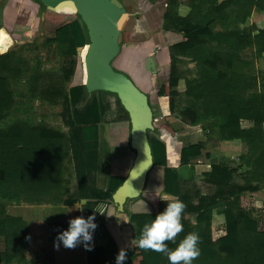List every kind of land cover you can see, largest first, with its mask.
Returning <instances> with one entry per match:
<instances>
[{"label": "trees", "instance_id": "1", "mask_svg": "<svg viewBox=\"0 0 264 264\" xmlns=\"http://www.w3.org/2000/svg\"><path fill=\"white\" fill-rule=\"evenodd\" d=\"M166 1L162 32L170 53V66L168 78L157 91L158 98L167 97L170 113L177 111L186 125L196 126L205 121L210 136L215 135L219 140H241L246 146L236 166L224 162L193 163L190 178L176 177L171 168L166 169L165 190L174 193L186 205L181 221L184 230L176 241L178 243L189 232L199 234L200 256L193 264H264V229H259L257 220L239 203L242 192L254 190L258 183L264 182V67L258 83L254 65V59L264 61V30L251 25L240 27L254 7L264 10V0H183L190 7L185 16L177 12L182 0ZM78 38L70 23L57 26L52 35L45 38L43 45L56 46L62 53L60 66L53 70L38 64L31 66L25 54L0 55L2 264H84L80 243L70 249L57 240L58 233L67 229L71 218L82 216L75 202L88 196L84 153L96 152L94 189H105V196L112 200L115 189L123 181L114 183V177L105 174L108 157L105 125L102 122L78 125L72 114L80 94L74 96L72 108L66 82L74 74ZM248 50L250 56L246 57ZM188 62L197 66V76H188L184 68ZM13 87L21 88L18 94L24 99L29 97L31 101L38 99L41 103L60 105L63 128L40 117L18 116L20 107L16 105ZM117 103L119 118L129 119L118 99ZM244 120L249 123L247 127L242 125ZM159 129L175 135L167 120L157 124L153 121L152 130ZM148 139L153 163L157 156L154 144L165 160V144L156 139L152 143L149 133ZM203 149V141L183 145L180 163H189V157L202 154ZM72 172L75 184L69 189ZM198 174L204 176L212 192L203 193L192 183ZM43 201L48 205H38ZM6 202L28 205L8 207ZM166 203V200L156 199L154 211L161 212ZM214 210L224 216L226 227V234L216 239L210 229ZM145 217L132 216L137 240L144 224L150 223V217ZM31 220L47 224L50 243L26 258ZM136 241L124 264H158L159 254L140 249ZM54 243H59V248L54 247ZM167 244L170 249L176 247V243ZM165 264H169L168 258Z\"/></svg>", "mask_w": 264, "mask_h": 264}, {"label": "crops", "instance_id": "2", "mask_svg": "<svg viewBox=\"0 0 264 264\" xmlns=\"http://www.w3.org/2000/svg\"><path fill=\"white\" fill-rule=\"evenodd\" d=\"M120 1L126 7L128 14L121 27L119 45L121 50L123 49L125 53L122 63L125 66H129L130 70H123L140 89L147 93L150 104L154 109L151 100H159L157 91L160 84L168 78L170 66V53L162 32V25L164 23L162 15L166 9L167 1ZM60 11L62 12L59 13L75 14V17L66 22L70 23L75 37L77 31L82 35L83 31L85 33L87 32L84 23L73 10L69 9V7H64ZM189 11L190 7L185 1H182L177 8L178 15L180 16L187 15ZM263 18L264 10L254 7L251 12V17H247L244 23L240 24V27L244 28L246 27L244 25L248 23L251 24L249 21L253 19L257 21V25H259L258 20ZM76 41H78V39H76ZM80 44L77 43V49L82 47ZM86 45L87 44H85L83 50ZM100 99L108 105L112 103L110 101L112 98H110L109 94H102ZM75 122L78 125L99 122L105 123V136L107 138L108 151L105 174L113 176L115 179L114 183H117L120 179L124 180L134 158V150L129 144V119H120L118 110L114 111V109H111L105 112L102 118L96 117L91 122L77 120H75ZM179 132L181 131H175V135L171 136L169 132L163 129L153 131L154 140H160L165 144V160L162 155V161L156 162L153 165L148 174L143 192L138 197L129 199L125 202L123 214L117 211L111 198L105 196V189L102 191L94 189L96 152L86 151L84 153L88 196L79 199L87 201V206L80 212L84 218H87L89 215H94L95 224L97 225L92 232L91 250H87L84 244L80 243L84 251V264H116V256L121 249L126 250L127 258H130V251L133 248V243L137 240L136 223L132 216L140 215L141 217H150L151 222L158 214L153 209V201L164 197L176 196L174 193L165 190L164 177L166 169L171 168L176 177L190 178L192 176L193 163L211 164L205 162L203 153L189 157V163L181 164L179 161L180 149L183 145L188 143H184V139L181 135L178 136ZM74 184L75 178L72 172L69 178L68 188H73ZM149 199L152 200L150 201ZM143 200H148L149 203L152 204L149 209L146 208L147 205ZM77 203L78 201L75 202L76 206ZM101 204L106 206V215H101L94 211L93 207ZM21 205L26 206V204L22 203ZM38 205H48V203L43 201ZM7 206L17 207L19 205L11 204ZM107 214H111L112 216H107ZM38 228H42L43 232L39 233V231H36ZM40 235H42L41 238L43 240L41 239L40 241V239H38L36 243L34 242V255L37 251H40V249L46 247L50 243L47 224L37 220L34 221V236L39 237ZM158 254V264H164L163 259L166 255Z\"/></svg>", "mask_w": 264, "mask_h": 264}, {"label": "rangeland", "instance_id": "3", "mask_svg": "<svg viewBox=\"0 0 264 264\" xmlns=\"http://www.w3.org/2000/svg\"><path fill=\"white\" fill-rule=\"evenodd\" d=\"M183 1V0H182ZM75 14H64L59 13L55 10L50 11L42 6L38 0H0V55L13 52L19 54H25L29 56L31 66H36L37 64L44 69L53 70L57 69L61 64V55L59 48L56 46H45L43 41L47 36L52 35L54 29L67 21H70ZM251 17V14H250ZM247 25L257 29L264 30V18L255 21L254 19ZM254 30L253 32H255ZM77 37L78 42H81L80 49L76 47V65L74 69V74L71 76L70 80L66 82V89L69 97V102L74 107L73 98L79 93L80 96L76 98L75 107L73 108V116L77 121L91 122L96 117H101L105 112L114 109L118 110L117 97L110 94L109 105L106 102H102L100 92H93L88 94L84 88V69L82 66V56L83 48L85 44H88V34L83 31V35L78 31ZM85 38H84V37ZM124 47V46H122ZM124 50L122 49L119 56L114 61V66L117 70L124 69L125 71L130 70L129 66H122V60L124 58ZM246 57L250 56V50L245 53ZM254 65L257 72V81H261L260 74L264 67L263 59H254ZM187 69V74L190 77H195L198 75L197 66L188 62L184 65ZM20 85L23 84V80L19 82ZM181 88V87H180ZM21 88L13 87L16 105L20 107L18 111V116L26 117L31 116L32 118H43L44 120L50 122L54 125H63L59 118V111L61 109L60 105H52L48 103H41L38 99L31 101L29 97L22 98L18 93ZM114 99V101H113ZM159 100H151L154 107V123L157 124L158 121L167 120L171 126H173L175 131H181L178 136H182L184 143L203 141V158L205 162L208 163H219L224 162L229 166H236L240 164V155L246 151V146L241 140H219L215 135L207 134L208 123L205 121H200L199 124L186 125L185 122L181 120V116L176 111L175 113H170L168 109V98H158ZM114 102V103H113ZM27 107V111L25 110ZM106 118V117H105ZM105 125V123H103ZM242 125L247 127L249 123L247 121H242ZM66 129V128H65ZM150 139L154 143L153 130L149 132ZM156 162L162 161V156L160 151L158 152V147L156 144ZM206 153L210 157H206ZM155 168V166H154ZM153 168V169H154ZM242 169H239L241 171ZM204 176L197 175L192 183L198 187V189L203 193H210L213 191L205 181ZM239 182L240 178H238ZM243 183V182H242ZM154 199V198H153ZM150 201L152 199H149ZM147 205L146 208L151 207V203L147 200H143ZM154 202V201H153ZM26 204L25 202H6L5 204H18L19 206ZM239 203L242 208H244L252 217L257 220L259 229H264V182L258 183V186L254 190H246L239 195ZM191 219H193L191 217ZM41 229V230H40ZM38 228L40 232H43L42 228ZM211 232L212 237H220L226 234V227L224 225V216L218 214L216 210L212 212L211 219ZM42 235L34 236V220L29 223V245L26 250V258L31 256L34 251V242L36 243ZM43 240V239H42ZM0 244V249H2ZM167 256L164 257L163 262L165 264ZM2 264V263H0ZM16 264V263H14Z\"/></svg>", "mask_w": 264, "mask_h": 264}, {"label": "water", "instance_id": "4", "mask_svg": "<svg viewBox=\"0 0 264 264\" xmlns=\"http://www.w3.org/2000/svg\"><path fill=\"white\" fill-rule=\"evenodd\" d=\"M38 1L50 11L62 12V8L69 7L80 17L88 34L82 59L84 88L88 94L115 95L128 114L129 144L134 150V158L127 175L112 195L117 211L123 212L125 202L143 192L154 165L148 133L153 129L155 118L147 93L125 72L114 68V61L121 52L120 31L128 15L127 9L120 0Z\"/></svg>", "mask_w": 264, "mask_h": 264}, {"label": "clouds", "instance_id": "5", "mask_svg": "<svg viewBox=\"0 0 264 264\" xmlns=\"http://www.w3.org/2000/svg\"><path fill=\"white\" fill-rule=\"evenodd\" d=\"M161 199L167 201L166 207L150 223L144 224L136 246L145 251L151 250L166 255L169 264H193L200 256L199 234L189 232L178 243L176 241L177 236L184 230L181 221L186 205L175 196ZM86 206L87 201L81 199L76 208L83 211ZM105 207L101 204L93 208L95 212L106 215ZM96 227L94 215L87 218L77 216L68 221L67 229L58 233L57 240L66 248H75L77 244L83 243L87 250H91L92 232ZM167 242L176 243V247L170 249ZM54 247L59 248V243H54ZM126 258V250L121 249L116 256V264H124Z\"/></svg>", "mask_w": 264, "mask_h": 264}, {"label": "built area", "instance_id": "6", "mask_svg": "<svg viewBox=\"0 0 264 264\" xmlns=\"http://www.w3.org/2000/svg\"><path fill=\"white\" fill-rule=\"evenodd\" d=\"M217 238V237H216Z\"/></svg>", "mask_w": 264, "mask_h": 264}]
</instances>
